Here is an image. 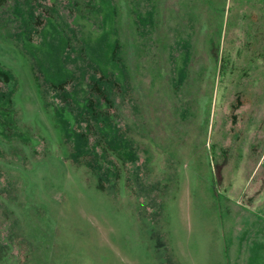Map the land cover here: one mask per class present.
Instances as JSON below:
<instances>
[{"label": "rangeland", "instance_id": "374dc122", "mask_svg": "<svg viewBox=\"0 0 264 264\" xmlns=\"http://www.w3.org/2000/svg\"><path fill=\"white\" fill-rule=\"evenodd\" d=\"M237 209L264 0H0V264H193Z\"/></svg>", "mask_w": 264, "mask_h": 264}, {"label": "crops", "instance_id": "0c3cea01", "mask_svg": "<svg viewBox=\"0 0 264 264\" xmlns=\"http://www.w3.org/2000/svg\"><path fill=\"white\" fill-rule=\"evenodd\" d=\"M256 215L264 217L263 213ZM250 216L248 211L238 209L229 214L223 239L208 244L205 249L202 245L201 257L193 260V264H200L203 256H207V264H264V218L252 219ZM236 219L239 222L237 226L233 225ZM241 220L252 224L248 228L242 227Z\"/></svg>", "mask_w": 264, "mask_h": 264}]
</instances>
